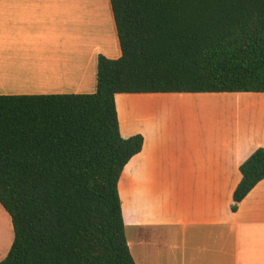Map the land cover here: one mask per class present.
<instances>
[{"label":"trees","instance_id":"16d2710c","mask_svg":"<svg viewBox=\"0 0 264 264\" xmlns=\"http://www.w3.org/2000/svg\"><path fill=\"white\" fill-rule=\"evenodd\" d=\"M122 56L98 58L93 94L0 95V204L14 241L0 264H136L119 183L144 148L116 96L263 93L264 0H111ZM233 212L264 180L240 167Z\"/></svg>","mask_w":264,"mask_h":264},{"label":"crops","instance_id":"0c3cea01","mask_svg":"<svg viewBox=\"0 0 264 264\" xmlns=\"http://www.w3.org/2000/svg\"><path fill=\"white\" fill-rule=\"evenodd\" d=\"M89 1L108 4L90 27L73 25L69 0H0L1 96L96 92L99 56L122 52L111 0ZM116 105L122 136L145 139L119 183L136 264H264V180L232 210L241 165L264 148V94H120Z\"/></svg>","mask_w":264,"mask_h":264},{"label":"rangeland","instance_id":"374dc122","mask_svg":"<svg viewBox=\"0 0 264 264\" xmlns=\"http://www.w3.org/2000/svg\"><path fill=\"white\" fill-rule=\"evenodd\" d=\"M69 1H70V5H69L70 7L67 10H72L71 16H72L73 25L77 23L76 22L77 20L81 19L83 24L88 25L90 27L91 25H94L92 24L91 21H94L93 14L95 10H104V9L108 10V6H107L108 4L106 3L104 4V9L102 8V6L97 9V7L95 8L93 5H90L89 0L88 1L87 0H69ZM91 32L92 31H90V33ZM120 107L121 109H123V106L121 104H120ZM12 238L14 240V230H13L11 218L4 211V209H2L0 212V254L6 251Z\"/></svg>","mask_w":264,"mask_h":264}]
</instances>
